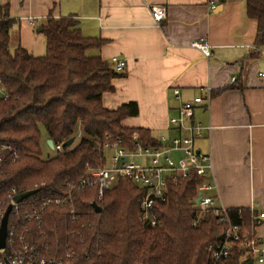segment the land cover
<instances>
[{
	"label": "trees",
	"instance_id": "trees-1",
	"mask_svg": "<svg viewBox=\"0 0 264 264\" xmlns=\"http://www.w3.org/2000/svg\"><path fill=\"white\" fill-rule=\"evenodd\" d=\"M245 15L257 22L253 46L262 50L264 0H246ZM12 24L7 8L0 7V80L7 95L0 98V203L7 207L12 197L28 191H35L28 200L37 201L55 192L72 200L75 209L71 214L68 207L50 206L40 226L21 220L26 241L40 256L61 264H209L208 247L218 242L222 225L211 210L198 216L191 207L196 187L204 180L195 172L170 185L166 200L156 203L155 226L138 222L144 191L130 180H120L101 201L95 188H79L85 165L104 164L100 146L106 137L128 149L132 133L143 147L159 145L148 130L122 125L138 115L136 103L115 110L103 106V95L113 91L112 80L123 74L88 54L100 49L104 40L84 37L71 17L55 19L49 14L41 26L45 55L33 57L19 45L9 50ZM41 129L54 145L74 142L79 129L81 136L74 147L72 142L44 160ZM228 214L247 233L261 223L249 209H230ZM249 259L239 250L233 263Z\"/></svg>",
	"mask_w": 264,
	"mask_h": 264
},
{
	"label": "crops",
	"instance_id": "crops-1",
	"mask_svg": "<svg viewBox=\"0 0 264 264\" xmlns=\"http://www.w3.org/2000/svg\"><path fill=\"white\" fill-rule=\"evenodd\" d=\"M245 2L0 0V7L13 21L11 51L19 45L33 57L44 56L46 39L38 29L49 14L71 17L84 37L104 40L88 54L112 66L117 57L125 67L112 80L113 91L103 95V106L136 103L138 115L122 125L146 129L156 141L174 136L169 119L179 105L205 98L209 88V107L198 104L194 112V121L210 127L194 144L210 158L209 183L215 188L207 194L227 210L253 209L264 237V78L258 76L264 56L252 48L257 22L246 17ZM152 5L166 8L160 24L150 15ZM192 41L206 42L210 55L192 48Z\"/></svg>",
	"mask_w": 264,
	"mask_h": 264
},
{
	"label": "built area",
	"instance_id": "built-area-1",
	"mask_svg": "<svg viewBox=\"0 0 264 264\" xmlns=\"http://www.w3.org/2000/svg\"><path fill=\"white\" fill-rule=\"evenodd\" d=\"M149 11L156 24H160L166 19L165 7L152 5ZM190 46L200 51L205 58L210 55V46L206 42L192 41ZM252 48L254 52L264 56L262 50L254 46ZM111 63L116 73H121L125 67V62L117 57H112ZM258 76L264 78V72L258 73ZM231 82L234 83L235 79L232 78ZM178 93L177 90H174L175 95ZM0 98H7L1 80ZM209 101L208 88L205 98L195 97L191 102L181 103L177 114L169 119V124L176 134L170 138L159 137L157 147L141 146L135 133H132V149L124 147L120 140L113 141L106 137L100 146L104 164L96 168H89L88 165H85L86 173L79 181V188H95V197L101 201L104 194L117 185L120 180H130L144 191L139 204L138 222L143 225L155 226L158 223L155 213L156 203L166 200L170 185L184 182L191 172H195L196 175L204 179L196 187L192 201L195 213L201 216L207 210H211L222 225L218 242L208 247L211 256L209 264H234L235 251L239 250L250 257L253 264H264V237L258 234L257 227L247 233L243 228L234 225L228 210L220 206L216 198L205 194L215 188L214 184L209 183L210 158L196 151L194 144L195 140L202 136L204 130H210V127L194 121V112L198 104L204 103L208 108ZM79 130L77 138L81 136ZM52 149L60 152L63 149V143L53 144ZM106 151L109 152V156L105 155ZM173 154H178L179 158H173ZM135 158L145 162L138 164L133 161ZM53 194L54 196H50L48 199L41 201L26 199L18 204L13 202L14 197L10 199L11 211L8 216L5 248L0 250V264H5V262L9 264H61L40 256L31 242L26 241L24 232L27 230L20 231V227H23L20 226L21 220L40 226L42 214L50 206H64L68 207L69 213L75 212L72 200L67 201V197H62L64 194L56 195L55 192ZM21 205L25 207L23 208ZM5 210L6 207L0 203V221ZM249 211L253 212V209H249ZM197 222L194 220L192 225L195 227Z\"/></svg>",
	"mask_w": 264,
	"mask_h": 264
},
{
	"label": "water",
	"instance_id": "water-1",
	"mask_svg": "<svg viewBox=\"0 0 264 264\" xmlns=\"http://www.w3.org/2000/svg\"><path fill=\"white\" fill-rule=\"evenodd\" d=\"M38 31L41 32V28H39ZM72 142H73V139H69L68 141L64 142L63 143V148L69 147ZM46 143H47L48 147L52 149V147H53L52 141L51 140H47ZM34 193H35V191H28V192H24V193L18 194V195H16L13 198V202L18 204V203L22 202L23 200H26L29 197H31ZM92 208L97 213L101 212V208L98 205H96V204H93ZM10 211H11V205L6 207L4 215H3V217H2V219L0 221V250L5 248V239H6V234H7V223H8V216L10 214ZM219 238L220 237H218V239ZM5 264H9V263L5 262ZM243 264H253V262H252L251 259H249L248 261H246Z\"/></svg>",
	"mask_w": 264,
	"mask_h": 264
},
{
	"label": "rangeland",
	"instance_id": "rangeland-1",
	"mask_svg": "<svg viewBox=\"0 0 264 264\" xmlns=\"http://www.w3.org/2000/svg\"><path fill=\"white\" fill-rule=\"evenodd\" d=\"M9 50L11 51V48H9ZM46 139H47L46 133L44 132L43 129H41V141H40L41 158L44 159V160H46L48 158H52L55 155V153H56V151H54L53 149L48 147V145L46 143V141H47ZM78 141H79V139L76 138L75 141L73 142V144L70 147H74L78 143ZM105 155L109 156V152L106 151ZM133 161L138 163V164H143L145 162L144 160L142 161L141 159H136V158L133 159ZM205 194H207V193H205ZM192 201H193V199L190 201V205L194 209Z\"/></svg>",
	"mask_w": 264,
	"mask_h": 264
}]
</instances>
